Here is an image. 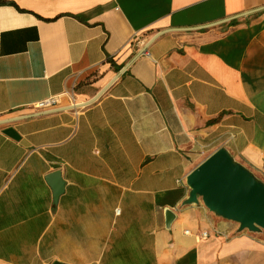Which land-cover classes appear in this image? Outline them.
<instances>
[{
	"label": "crops",
	"instance_id": "crops-1",
	"mask_svg": "<svg viewBox=\"0 0 264 264\" xmlns=\"http://www.w3.org/2000/svg\"><path fill=\"white\" fill-rule=\"evenodd\" d=\"M12 1L0 264H264V234L180 205L186 174L221 145L264 181V0ZM121 68L89 104L29 107L70 90L83 103ZM212 226L228 235L200 237Z\"/></svg>",
	"mask_w": 264,
	"mask_h": 264
},
{
	"label": "water",
	"instance_id": "water-1",
	"mask_svg": "<svg viewBox=\"0 0 264 264\" xmlns=\"http://www.w3.org/2000/svg\"><path fill=\"white\" fill-rule=\"evenodd\" d=\"M145 48L146 46L140 51ZM122 70L121 68L91 99L73 107L84 106L97 99ZM9 121L3 119L0 124H7ZM4 133L18 138L10 126L4 128ZM47 180L52 188L53 198L56 199L62 189L59 172L49 173ZM185 185L188 192L187 197L181 201V206L201 203L215 216L236 223L235 233L247 231L257 235L264 234V181L239 162L226 146L217 147L197 163L186 174ZM163 215L164 227L170 229L175 213L164 207ZM51 264L61 263L53 261Z\"/></svg>",
	"mask_w": 264,
	"mask_h": 264
},
{
	"label": "built area",
	"instance_id": "built-area-1",
	"mask_svg": "<svg viewBox=\"0 0 264 264\" xmlns=\"http://www.w3.org/2000/svg\"><path fill=\"white\" fill-rule=\"evenodd\" d=\"M61 97H66L68 99L69 106H67V107H73L75 105L81 104V103H78L75 101L74 96H73V92H72V90H70V91H64L63 93H61L59 95H55L52 97H48V98L39 100L35 103L30 104L29 107L32 110H34L35 112L36 111L52 110V109H55L56 106H59L60 101H61ZM118 212H119V210L116 209V214ZM210 233L221 234L224 237H226L228 235L227 233H223L217 227H214V226H212L211 229L202 230L199 235H200V237H206Z\"/></svg>",
	"mask_w": 264,
	"mask_h": 264
},
{
	"label": "trees",
	"instance_id": "trees-1",
	"mask_svg": "<svg viewBox=\"0 0 264 264\" xmlns=\"http://www.w3.org/2000/svg\"><path fill=\"white\" fill-rule=\"evenodd\" d=\"M0 4H14L12 0H0Z\"/></svg>",
	"mask_w": 264,
	"mask_h": 264
}]
</instances>
